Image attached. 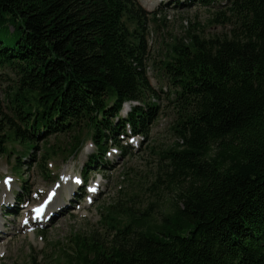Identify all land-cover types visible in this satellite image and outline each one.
Wrapping results in <instances>:
<instances>
[{"label":"trees","instance_id":"obj_1","mask_svg":"<svg viewBox=\"0 0 264 264\" xmlns=\"http://www.w3.org/2000/svg\"><path fill=\"white\" fill-rule=\"evenodd\" d=\"M224 1L188 0L223 8L213 22L229 28L176 38L161 60L176 142L160 152L154 186L174 193L170 206L118 202L105 232L75 235L55 264H264V0ZM157 11L138 0H0V157L11 140L17 166L38 141L52 155V136L68 137L58 146L68 158L90 139L88 162L100 167L110 146L130 153L120 136L147 134L159 112L146 70Z\"/></svg>","mask_w":264,"mask_h":264},{"label":"rangeland","instance_id":"obj_2","mask_svg":"<svg viewBox=\"0 0 264 264\" xmlns=\"http://www.w3.org/2000/svg\"><path fill=\"white\" fill-rule=\"evenodd\" d=\"M215 1L220 5L225 3L224 0ZM138 2L149 13L161 9L160 13L157 11L156 19L148 21L146 33L149 44L147 75L159 95V98L151 96L147 100L155 103L159 112L148 123L147 134L128 132L127 136H120L125 150L131 152L126 154L120 148L110 146L104 157L107 163L102 167L88 162L94 151L90 139L83 142L78 155L69 158L67 151L58 148L65 146L67 136L47 139V144L58 149L52 155L45 143L38 141L30 157H24L20 166H17L14 151H20L22 146L11 140L8 143L11 153L0 157V264H55L66 253H73L75 235L105 232L103 226L107 224L108 216H115L113 206L117 207L118 202L127 206H148L156 202V212L170 206L174 193L154 186L159 154L176 142L173 125L177 115L175 105L169 101L172 88L162 72L161 60L166 45L176 38H185L188 33L211 37L226 32L229 27L213 22L215 11L223 9L216 5L189 4L188 0ZM5 86L0 78V103L8 112ZM135 104H125L122 115L125 116ZM38 160L43 169L38 166ZM83 167L87 168L84 183L75 179L80 175L84 181ZM68 185L72 188H67ZM81 188L84 194L80 192L78 196ZM51 191H55V199L50 203V211L45 213L48 219L27 220L33 215L32 207L42 203ZM10 205H16L14 212L10 211ZM54 209L60 211L55 213ZM51 215L53 218L50 219ZM118 220L124 222L119 215Z\"/></svg>","mask_w":264,"mask_h":264},{"label":"bare ground","instance_id":"obj_3","mask_svg":"<svg viewBox=\"0 0 264 264\" xmlns=\"http://www.w3.org/2000/svg\"><path fill=\"white\" fill-rule=\"evenodd\" d=\"M65 182H67V178H66V181H65ZM54 198H55V197H54ZM10 206H11V205H10ZM14 206H15V205L11 206V207H10V209H12V210H13V209H14ZM51 208H52V207H51ZM61 209H62V208H60V210H61ZM24 210L27 212V209H24ZM60 210H57V211H55V209H54L55 213H58V211H60ZM54 211H53V212H54ZM51 218H53V216H52V215H51L50 219H51ZM0 220H1V219H0ZM27 220H29V221H30V220H32L33 222H36V221H41V219H38V218H37V219H35V217H34V216H32V218H30V219H29V218H27ZM2 221H3V220H2ZM22 224H23V223H22ZM2 227H3V225H2ZM0 228H1V227H0ZM62 251H63V250H62Z\"/></svg>","mask_w":264,"mask_h":264},{"label":"snow or ice","instance_id":"obj_4","mask_svg":"<svg viewBox=\"0 0 264 264\" xmlns=\"http://www.w3.org/2000/svg\"><path fill=\"white\" fill-rule=\"evenodd\" d=\"M9 180L11 179V178H8ZM94 190V189H93Z\"/></svg>","mask_w":264,"mask_h":264}]
</instances>
